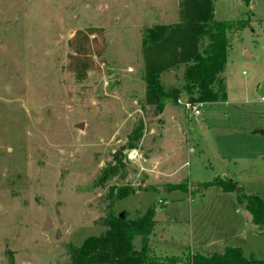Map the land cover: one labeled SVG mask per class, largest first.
Masks as SVG:
<instances>
[{
	"label": "rangeland",
	"instance_id": "rangeland-1",
	"mask_svg": "<svg viewBox=\"0 0 264 264\" xmlns=\"http://www.w3.org/2000/svg\"><path fill=\"white\" fill-rule=\"evenodd\" d=\"M178 5L0 0V264H71L70 247L105 232L111 212L149 210L162 259L239 247L264 260L249 202H264V0L214 4L217 22L245 23L231 37L225 102L189 109L182 94L160 112L145 100L142 39L178 23ZM184 70L162 72L164 90Z\"/></svg>",
	"mask_w": 264,
	"mask_h": 264
},
{
	"label": "trees",
	"instance_id": "trees-1",
	"mask_svg": "<svg viewBox=\"0 0 264 264\" xmlns=\"http://www.w3.org/2000/svg\"><path fill=\"white\" fill-rule=\"evenodd\" d=\"M217 0H179V22L167 26L158 24L146 30L143 41L145 60L144 80L146 103L158 111L165 110L164 101L177 100L186 94L189 104L225 102L227 92L222 78L228 61L234 33L245 27L239 21L215 20ZM185 66L183 82L164 90L161 75ZM137 139V137L135 138ZM130 149L136 145L131 142ZM120 160L115 166L104 170L103 180L109 181L119 175ZM225 191H236L232 182L222 185ZM133 190H119L115 197L124 200ZM251 212L256 222L264 225V202L251 197ZM155 212L149 210L142 217L128 220L124 214L110 213L105 220L106 231L90 237L81 247H70L71 264H264L254 256L246 257L239 247H229L224 253H192L185 257L160 258L152 253L150 236L156 222ZM142 239V248L136 250L134 242Z\"/></svg>",
	"mask_w": 264,
	"mask_h": 264
},
{
	"label": "water",
	"instance_id": "water-1",
	"mask_svg": "<svg viewBox=\"0 0 264 264\" xmlns=\"http://www.w3.org/2000/svg\"><path fill=\"white\" fill-rule=\"evenodd\" d=\"M80 128H82V126H80ZM121 217L123 218L124 215L122 214ZM249 218H251V216L249 215ZM44 230L45 231H48L51 227H52V224H51V220L50 219H47V221L44 223Z\"/></svg>",
	"mask_w": 264,
	"mask_h": 264
},
{
	"label": "built area",
	"instance_id": "built-area-1",
	"mask_svg": "<svg viewBox=\"0 0 264 264\" xmlns=\"http://www.w3.org/2000/svg\"><path fill=\"white\" fill-rule=\"evenodd\" d=\"M263 102H264V98H263ZM187 106H188L189 109L192 108V106H190V104H188ZM192 111H193V115H194V116H198V115H200V111H199L198 109L193 108Z\"/></svg>",
	"mask_w": 264,
	"mask_h": 264
}]
</instances>
